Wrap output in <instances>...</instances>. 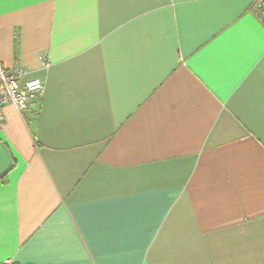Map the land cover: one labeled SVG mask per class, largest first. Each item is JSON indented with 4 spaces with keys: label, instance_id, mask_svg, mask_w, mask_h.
I'll return each mask as SVG.
<instances>
[{
    "label": "crops",
    "instance_id": "crops-1",
    "mask_svg": "<svg viewBox=\"0 0 264 264\" xmlns=\"http://www.w3.org/2000/svg\"><path fill=\"white\" fill-rule=\"evenodd\" d=\"M252 3L0 0V264H264Z\"/></svg>",
    "mask_w": 264,
    "mask_h": 264
},
{
    "label": "built area",
    "instance_id": "built-area-1",
    "mask_svg": "<svg viewBox=\"0 0 264 264\" xmlns=\"http://www.w3.org/2000/svg\"><path fill=\"white\" fill-rule=\"evenodd\" d=\"M251 10L260 21L264 19V0H252ZM262 24V23H261ZM264 26V24H262ZM41 65L44 68L50 66L45 57H40ZM28 71L25 68L17 67L7 70L0 61V130L5 125L4 108L8 105L14 106L19 114L24 116L30 104V100L40 97L44 85L40 80L23 81ZM2 264H17L12 259L4 260Z\"/></svg>",
    "mask_w": 264,
    "mask_h": 264
},
{
    "label": "snow or ice",
    "instance_id": "snow-or-ice-1",
    "mask_svg": "<svg viewBox=\"0 0 264 264\" xmlns=\"http://www.w3.org/2000/svg\"><path fill=\"white\" fill-rule=\"evenodd\" d=\"M261 23L264 24V19L261 20Z\"/></svg>",
    "mask_w": 264,
    "mask_h": 264
}]
</instances>
